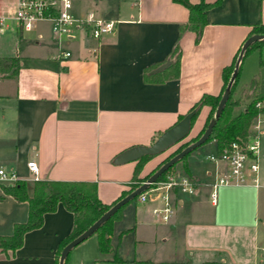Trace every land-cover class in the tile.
I'll use <instances>...</instances> for the list:
<instances>
[{
	"label": "crops",
	"instance_id": "0c3cea01",
	"mask_svg": "<svg viewBox=\"0 0 264 264\" xmlns=\"http://www.w3.org/2000/svg\"><path fill=\"white\" fill-rule=\"evenodd\" d=\"M14 2L8 5L10 13ZM72 2L75 15L94 11L117 21L115 31L95 40L78 30L61 46L48 22H38L31 31L10 22L0 32V57L16 56L20 63L17 76L0 77V169L24 180L30 195L38 179L95 181L99 199L111 204L130 189L137 161L115 160L133 147L151 145L202 95L220 94L223 68L237 61L253 26L264 23V0H222L211 7L198 43L192 31L180 35L188 10L172 0ZM176 45L181 51L178 78L145 82L144 69L159 63L154 71L167 67ZM61 48L71 56L60 60ZM260 91H264L261 82ZM241 110L238 106L233 113ZM209 112L210 107L203 106L188 135L176 144L197 136ZM259 144L258 164L259 159L264 162V121ZM208 145L218 151L211 140L174 166V172L191 177L195 192L172 194L173 213L167 221L153 212L163 206L158 197L146 202L136 198L114 222L109 252L101 253L90 236L70 251L75 250L64 264H111L115 256L122 264H247L241 258L240 237L251 223L241 215L240 206L258 189L264 166L259 165L258 186L219 187L217 201L212 203L211 183L218 166L207 159L209 154H202L205 161H201L199 152ZM175 149L152 156L139 177L150 176ZM31 161L37 173L28 168ZM14 183L0 178V235H10L13 225L28 216V203L1 188ZM208 198L214 210L206 206ZM72 225L73 213L59 203L56 211L44 215L40 228L24 235L21 248L10 255L0 252V264H58L59 242ZM263 237L257 230L253 264H264V246L258 248Z\"/></svg>",
	"mask_w": 264,
	"mask_h": 264
},
{
	"label": "trees",
	"instance_id": "16d2710c",
	"mask_svg": "<svg viewBox=\"0 0 264 264\" xmlns=\"http://www.w3.org/2000/svg\"><path fill=\"white\" fill-rule=\"evenodd\" d=\"M184 6L188 10V19L186 23L179 26V33L182 35L186 31H192L195 34V43H198L202 37L203 29L207 24L206 11L211 7L219 4L222 0H214L207 2L200 0L192 3L190 0H172ZM264 33V23L255 24L252 29V34ZM264 44L263 41H257L251 44L245 51L243 57L254 47ZM181 51L176 45L171 51L169 58L170 63L162 70L154 71L156 67L161 65L153 64L147 66L143 72V79L145 82L161 83L167 80H173L179 76ZM242 57V59H243ZM236 61L223 68L222 71V90L218 95L204 94L201 98L190 108L188 113H192L190 123H194L198 113L203 106H209L210 112L207 117L205 127L215 113V109L221 98V95L226 88L231 74L234 70ZM20 67L19 58L14 57H0V77H15L18 74ZM240 74V66L238 68L237 76L232 84L230 95L225 103L220 117L212 129L209 139L205 142L215 140L217 149L220 150L233 140L243 139L248 132L253 119L261 112L264 107H257V103L264 100V91H260V79L258 74H254L247 86L241 90L238 98H235L236 84ZM241 101L247 102V105L239 113L234 114V108L240 106ZM184 116H181V120ZM188 141L180 143L178 147L171 152L165 159L167 161L175 154L184 149L187 145L194 142L204 131ZM204 143V144H205ZM181 159L184 162L186 157ZM152 156L146 154L137 159L132 176V184L130 189L122 191L120 196L111 204L103 203L97 193V183L95 181L84 180H46L38 179L34 182L33 192L30 195L27 191V184L24 180L17 179L11 186L1 185L5 194L11 195L18 201H26L28 203V216L25 222L15 223L10 235H0V252L6 255L13 254L17 249L21 248L24 242V235L34 229L40 228L44 221V215L56 211L59 203L70 212L73 213V225L70 233L65 236L58 245L56 252V260H58L62 248L72 239L77 237L85 231L91 224H93L103 213H105L118 200L129 194L133 189L137 188L149 176L143 178L139 177L143 165ZM180 162V161H179ZM172 165L165 171L157 181L163 180L166 175L173 170ZM135 200V199H134ZM127 205V204H126ZM124 205L117 210L105 223H103L93 235H96L98 242V249L101 253H107L111 250V236L113 231V224L121 215ZM123 260L115 256L112 264H122Z\"/></svg>",
	"mask_w": 264,
	"mask_h": 264
},
{
	"label": "built area",
	"instance_id": "2783aa9c",
	"mask_svg": "<svg viewBox=\"0 0 264 264\" xmlns=\"http://www.w3.org/2000/svg\"><path fill=\"white\" fill-rule=\"evenodd\" d=\"M10 22H15L24 31H31L38 22H48L53 39L62 45L64 41L73 38L78 30H84L90 38L99 40L103 35L113 33L117 21L104 19L94 11H87L78 16L73 12L72 0H15L10 14L0 13V32ZM71 56L69 50L61 48L58 58L65 60ZM257 107H262L258 102ZM259 113L251 122L243 139H236L223 146L216 154L208 155L207 159L218 166L217 175L211 183L210 199L217 201V192L222 186H238L252 184L258 186V156H259ZM28 168L37 173L35 162H28ZM0 178L16 182L13 173L8 174L0 169ZM195 192V183L186 174L170 171L161 181L149 185V188L138 195L139 202H146L150 197H158L163 206L153 210L154 214L167 221L173 213L170 203L172 194Z\"/></svg>",
	"mask_w": 264,
	"mask_h": 264
},
{
	"label": "water",
	"instance_id": "95a60500",
	"mask_svg": "<svg viewBox=\"0 0 264 264\" xmlns=\"http://www.w3.org/2000/svg\"><path fill=\"white\" fill-rule=\"evenodd\" d=\"M264 40V33H256L250 35L242 44L240 52L237 57V61L235 63L234 70L231 74L230 80L224 89L221 98L218 102V105L215 109V113L213 117L210 119L209 123L205 127L203 133L192 143L187 145L184 149H182L180 152L175 154L173 157L165 161L155 172H153L144 182H142L137 188L133 189L129 194L118 200L114 205H112L105 213H103L93 224H91L85 231H83L81 234H79L77 237L69 241L61 250L60 256H59V263L58 264H64L68 254L70 251L92 236L95 231L103 224L105 223L117 210H119L121 207L129 203L130 201H133L138 197L139 194L146 191L149 188V185L156 182L157 179L165 172L167 171L172 165L178 163L181 161V159L186 156L187 154L191 153L196 148L203 145L210 137L213 127L215 126L218 118L220 117L222 110L225 106L226 101L229 98L230 91L232 84L237 76L238 68L240 65V62L242 60V57L246 51V49L253 43L257 41H263ZM192 113H187L180 121H178L175 125L164 131L151 145L147 147H133L125 153H123L118 159L115 160V162H126V161H133L137 160L140 157L146 155V154H158L160 152L165 151L172 145L180 142L183 140L189 133L191 128V119Z\"/></svg>",
	"mask_w": 264,
	"mask_h": 264
},
{
	"label": "rangeland",
	"instance_id": "374dc122",
	"mask_svg": "<svg viewBox=\"0 0 264 264\" xmlns=\"http://www.w3.org/2000/svg\"><path fill=\"white\" fill-rule=\"evenodd\" d=\"M10 1H12V0H0V2H2V4H3V8L0 9L1 14H5V15L10 14V11L8 10V5H9ZM88 2H90V1H88ZM254 74H258V77H259L260 82H261V89L264 90V44L260 45L259 48L254 47L244 56V59H243L242 63L240 64V74H239L237 84L235 87L236 92L241 90V88L249 81V79ZM239 95L240 94L236 93L234 97L238 98ZM260 102L262 104V107H264V100L260 101ZM246 105H247V102L241 101L240 106H242L243 109L245 108ZM259 120H260V122L264 121V113L262 115H260ZM184 141H188V140H184ZM178 145L179 144L171 146V148L169 147L170 150H168V151H172L171 149L177 148ZM209 147H210L209 145L204 146V148H201V150H199V152L201 154V156H200L201 161H205L203 159L202 154H204V155L216 154V151L213 149L211 150ZM202 150H203V152H202ZM194 155H196V154H194ZM260 164L264 166V162L263 161L260 162V159H259V165ZM173 171H175V170L173 169ZM259 181H260L259 182L260 185H259L258 189L257 190L253 189L251 197L249 199L247 198L243 202V204H241V206H240L241 215H243L244 219H247L246 220L247 224L251 223L250 228L247 226V233L243 234L240 237L241 241L243 243L242 244L243 245V248H242L243 253H242L241 258H242V260L245 259L247 261V264H249V263L253 264V260H255V256L257 253V251H256L257 245H255V233L257 232V230L259 232V235H261L262 232L264 233V179H262V180L259 179ZM219 200H220V198H219ZM205 204L211 210H214V207L211 206L209 198H208V201L206 199ZM219 206H220V204H219ZM90 239L91 240H89V241H94V239L97 240V237H96V235H92V237ZM262 239H263V241L260 239V241L258 243L259 250L264 246V237ZM74 251H72L69 254V256H68L69 258L73 255ZM259 252H261V251H259Z\"/></svg>",
	"mask_w": 264,
	"mask_h": 264
}]
</instances>
